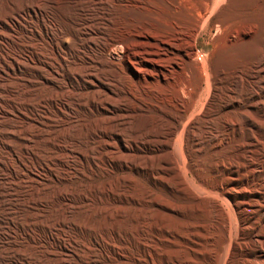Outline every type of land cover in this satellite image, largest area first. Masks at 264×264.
Wrapping results in <instances>:
<instances>
[{
	"label": "bare ground",
	"instance_id": "bare-ground-1",
	"mask_svg": "<svg viewBox=\"0 0 264 264\" xmlns=\"http://www.w3.org/2000/svg\"><path fill=\"white\" fill-rule=\"evenodd\" d=\"M14 1L0 0V79L30 73L48 92L40 116L26 100L10 109L41 133L57 117L65 144H49L58 167L37 161L30 177L26 138L8 173L38 227L24 236L36 253L18 254L81 264L66 231L95 210L123 239L89 238L92 264H264V0ZM24 29V49L43 55L20 61ZM53 230L66 239L57 249Z\"/></svg>",
	"mask_w": 264,
	"mask_h": 264
},
{
	"label": "rangeland",
	"instance_id": "rangeland-1",
	"mask_svg": "<svg viewBox=\"0 0 264 264\" xmlns=\"http://www.w3.org/2000/svg\"><path fill=\"white\" fill-rule=\"evenodd\" d=\"M33 1L34 0H15L14 6L19 7L21 6L22 2L30 4ZM45 8L46 5L42 6L41 10H44ZM55 10L57 12H61V8L58 4H56ZM1 16L2 15L0 11V17ZM261 22L262 24H264V18H261ZM27 32V29L20 31L14 39V43L16 44L17 48L14 49V54L12 55H17L20 61H23L28 57V52L35 51L39 55H43V50H41L42 46L40 43L32 42V48H30L29 50H27L26 48L24 49L21 41L29 39ZM21 33H24L25 35H21ZM206 40V38L200 40V51H210L211 47L205 46ZM202 44L204 47L202 46ZM25 71H29V69L27 68L25 69ZM26 75L31 76L30 73H27ZM27 76L6 78L5 80L0 79V264H38L39 262V264H41V262L42 264H50L45 260L41 261L35 258V256L33 255H28V257L26 256V258L18 254L17 247H20L21 245L22 246L20 247V249L27 248L29 252L36 253L35 250L29 247L30 245H26L24 236L26 237L27 234L31 233V228L32 233L30 235H38V227L34 226V224L32 223V220L34 219L29 216V214L32 212L30 210L31 206L24 203L23 200L24 196L29 193V191L27 190V185H16V182H11V180L9 181L10 177L7 178L9 172H12V174H15L17 172V168L14 164V159H16L17 157L21 158V153H19V150H21V146L25 143L26 138L30 139L29 144L26 146L31 151L32 157H30L29 159L22 158L21 160L23 161L24 165V176L29 175L30 177H35L39 174L38 172H41V170L35 166L37 161L49 160L52 162L50 164H58L59 160L57 159L55 152L51 151L52 146H50L49 144H53V141L57 144H64L63 139H60V137H62L61 131L63 129L62 127H60L59 123H56V121H59L57 117L55 119V117H52L51 115L52 119L50 117V120L44 121L48 125H46L45 127V132L42 133L39 132L41 127H38L31 120H28L26 122L15 120L16 112L13 113L10 107L15 103L18 105H23L24 100L28 101L29 106H31L30 113L40 116L42 113L47 112V109L37 108L36 106L38 104V101L43 96H45L48 91H46L45 87L40 84L39 80H34L33 82H31L32 78H28ZM56 86L57 87L55 88H65V82L58 83L56 84ZM19 88L20 90L17 91V89ZM3 108L10 109L8 111V114H3L5 112ZM121 109L122 108H120L119 111ZM93 119L94 120L87 123L88 127L86 129H89L92 124H94V122L98 119V117L96 116ZM207 127V131H212L211 126ZM12 166L13 169L11 168ZM56 167L58 166L56 165ZM57 187L60 188L59 185H54L48 188H40V196L48 199V196L41 194L44 192H51ZM76 196L74 197V199L76 198ZM116 204L120 203H115V205ZM53 217L55 218L56 215H53ZM89 218H86V220L80 222V217L76 215L74 221L78 226L82 228V230L77 231L74 234H72L71 231H66L67 233L73 235L74 241L78 242L81 246L79 252L80 256L78 257L81 261V264H92L98 261V252L95 250L96 248L92 245H89L87 242V240L94 237L96 233H105V231L108 230L112 235L113 241L119 245L121 243V239H123L121 236L122 232L115 228V218H112L107 222L108 226L106 229L102 227V218L95 212V210H93L92 215ZM46 219L47 218H40L38 219V221L45 223ZM82 222L84 223L82 224ZM57 233L58 230H53L52 234L51 232H49L50 235L48 234L50 237L49 243H55L54 248L58 247L59 244H64L66 240L65 237H59ZM68 246L69 250L76 249V246L74 244H71V246L68 244ZM89 251L95 256V262L94 260L89 259ZM119 251L122 252L121 247H119ZM70 262L72 264H76L74 263V261Z\"/></svg>",
	"mask_w": 264,
	"mask_h": 264
}]
</instances>
